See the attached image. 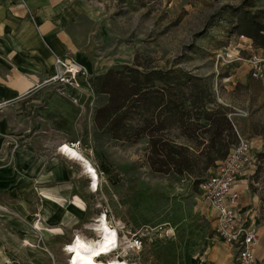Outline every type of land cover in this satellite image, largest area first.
<instances>
[{
	"label": "rangeland",
	"instance_id": "1",
	"mask_svg": "<svg viewBox=\"0 0 264 264\" xmlns=\"http://www.w3.org/2000/svg\"><path fill=\"white\" fill-rule=\"evenodd\" d=\"M241 2L67 1L48 30L57 25L62 54L88 71L91 89L82 106L75 107L46 82L45 75L25 94L0 103V171L9 166L13 151L28 131V135L37 132L40 137L38 148L44 155L39 174L47 173L39 178V212L43 215L39 217L42 223H37L39 231L33 229L37 224L29 216L23 221L5 208L8 198L0 196V264H67L65 244L75 236L96 239L89 227L105 212L126 233L140 238V251L129 253L140 264H219L218 254L230 255L229 264H236L234 249L216 239L214 215L200 197L199 184L187 175L154 173L144 157L145 141H115L94 122L96 111L108 102V95L95 89L98 78L109 69L135 61L146 68H182L204 80L207 107L226 111L236 137L251 145L254 162L239 180L247 185L238 182L239 187H246L240 190L239 218L248 217L264 239V159L258 158L264 154V76L253 79L246 63L251 55H263L264 50L233 33L235 20L229 7ZM256 6L264 8V0H256ZM225 49L239 52L243 61L222 58ZM20 80L24 79L15 78L11 85L16 87ZM30 86L28 82L25 90ZM3 122L8 124L5 134ZM71 143L79 144L77 151L96 169L97 193L89 191L84 170L58 152L60 145ZM59 167L67 174L64 185H59V176L51 174ZM47 180L53 182L40 183ZM59 186L76 189L84 198L88 214L84 235L46 230L58 223L52 216L62 200L45 194V189ZM262 263L264 260L256 264Z\"/></svg>",
	"mask_w": 264,
	"mask_h": 264
},
{
	"label": "trees",
	"instance_id": "2",
	"mask_svg": "<svg viewBox=\"0 0 264 264\" xmlns=\"http://www.w3.org/2000/svg\"><path fill=\"white\" fill-rule=\"evenodd\" d=\"M229 10L233 33L264 50V8L242 0ZM98 82L95 89L108 95V102L96 111L95 124L115 141H145L144 157L154 173L187 175L198 185L238 142L226 111L207 107L204 80L190 71L146 68L135 61L109 69Z\"/></svg>",
	"mask_w": 264,
	"mask_h": 264
},
{
	"label": "crops",
	"instance_id": "3",
	"mask_svg": "<svg viewBox=\"0 0 264 264\" xmlns=\"http://www.w3.org/2000/svg\"><path fill=\"white\" fill-rule=\"evenodd\" d=\"M67 1L0 0V103L25 94L33 88L34 83L38 81L40 83L45 75L47 79L54 75V56L65 55L62 54L64 51L59 43V38H57L58 33H55V30H58L57 25L50 31L48 27L49 24L52 26V19L59 17ZM22 2L25 6L22 5ZM17 77L27 82L20 80L16 87H13L11 83ZM28 82L31 83V86L25 90ZM85 98L83 97L82 101ZM1 125L5 134L8 124L3 122ZM27 132L24 133L26 137L23 138L21 146L13 151L9 166L0 171V196L4 195L8 198L9 203L5 208L18 215L23 221H26L29 216L31 221L37 224L43 221L42 219L39 220V217L43 216L41 211L39 212V178L47 173L39 174V161L41 155H44L42 154L43 150L38 148L40 137L36 135L37 132L34 135H28ZM58 152L60 153L59 150ZM64 158L68 160L66 157ZM52 173L59 176L56 178L61 180L59 185H64L63 179L67 176L66 171L59 167ZM242 174L243 172L237 176L234 185V190L239 193L238 216H240L241 191L246 189L242 186L247 185L246 181H239ZM52 182L53 180H47L40 183L51 184ZM238 182L242 184L241 187H239ZM87 185L89 189L88 178ZM45 190V194L62 200V204L57 206L56 215L52 216V219L58 223L53 225V228L46 230L48 232L59 230L66 234L72 233V235L83 234L87 228L86 216L88 214L85 204L82 203L84 198H81L80 191L65 186H59L57 189L46 188ZM44 198L53 202L49 197L44 196ZM246 219L242 222L253 224L248 217ZM33 229L41 230L40 224H37ZM259 231L260 228H258ZM65 245L67 246V244ZM64 251L66 253V247ZM254 255L257 262L264 260L263 235L258 236ZM229 260L230 255L218 254L217 256L219 264H229Z\"/></svg>",
	"mask_w": 264,
	"mask_h": 264
},
{
	"label": "built area",
	"instance_id": "4",
	"mask_svg": "<svg viewBox=\"0 0 264 264\" xmlns=\"http://www.w3.org/2000/svg\"><path fill=\"white\" fill-rule=\"evenodd\" d=\"M22 5L25 6L24 2ZM239 38L249 41L244 36ZM220 56L228 59L235 57L243 61L238 57L239 52L232 53L230 49H225V53H221ZM246 63L251 77L262 79L264 54H253ZM46 82L54 86L68 102L77 107L82 106V98L87 97L91 89L88 71L68 56H54V75ZM237 138V144L231 147L226 159L199 184V193L214 215L216 239L234 249L235 263L256 264L254 247L259 236L258 228L253 224L243 223L239 218L237 214L239 193L234 190L237 176L252 165L254 157L251 145L240 136ZM68 145L79 151L78 143ZM62 147L63 145L58 147V150ZM89 191L93 194L97 193L99 185L92 186L89 180ZM101 218L115 232L116 240L107 249L106 255H101L96 260L105 263L108 260H116L120 264H140L129 255V253L137 254L140 251L142 245L140 238L136 234L126 233L124 228L118 226L106 212L101 215Z\"/></svg>",
	"mask_w": 264,
	"mask_h": 264
},
{
	"label": "bare ground",
	"instance_id": "5",
	"mask_svg": "<svg viewBox=\"0 0 264 264\" xmlns=\"http://www.w3.org/2000/svg\"><path fill=\"white\" fill-rule=\"evenodd\" d=\"M59 151L62 156L76 162L84 170V174L87 175L92 186L99 185L97 172L91 167L89 161L79 153L80 151L78 152L77 149L70 147L68 144H63ZM95 222L89 228L96 235V239L85 240L76 237L66 246L67 264H120L116 260H108L106 263L96 260L101 255H106L107 249L112 246L116 237L115 232L102 218ZM24 246L31 247L28 243H25Z\"/></svg>",
	"mask_w": 264,
	"mask_h": 264
}]
</instances>
